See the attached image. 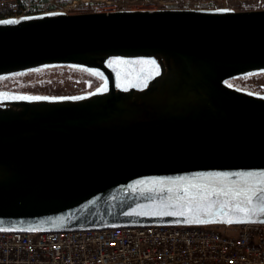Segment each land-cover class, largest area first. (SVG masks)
<instances>
[{
	"label": "water",
	"instance_id": "water-1",
	"mask_svg": "<svg viewBox=\"0 0 264 264\" xmlns=\"http://www.w3.org/2000/svg\"><path fill=\"white\" fill-rule=\"evenodd\" d=\"M9 20L0 75L76 64L101 71L107 91L0 101V229L248 220L233 193L264 181V96L226 81L264 69V9ZM117 57L154 59L159 75L123 88Z\"/></svg>",
	"mask_w": 264,
	"mask_h": 264
},
{
	"label": "built area",
	"instance_id": "built-area-1",
	"mask_svg": "<svg viewBox=\"0 0 264 264\" xmlns=\"http://www.w3.org/2000/svg\"><path fill=\"white\" fill-rule=\"evenodd\" d=\"M136 2L122 0V6L113 10L174 8L172 3L176 4L175 0H144V6ZM48 3L0 0V20L47 12L42 10ZM49 6L53 11L54 4ZM262 221L210 227L180 222L0 229V264H264Z\"/></svg>",
	"mask_w": 264,
	"mask_h": 264
},
{
	"label": "rangeland",
	"instance_id": "rangeland-1",
	"mask_svg": "<svg viewBox=\"0 0 264 264\" xmlns=\"http://www.w3.org/2000/svg\"><path fill=\"white\" fill-rule=\"evenodd\" d=\"M42 11L51 12L50 4H54L52 10L65 13L110 11L121 7L122 0H43ZM144 6V0H136ZM148 3L150 0H147ZM162 1V0H160ZM174 8H222L227 10H257L264 9V0H175ZM132 7L136 5H131ZM147 6H151L147 5ZM125 8V7H124ZM140 8V7H138ZM50 9V10H49ZM140 10V9H136ZM45 13V12H44ZM125 61L153 60L151 58L117 57L112 59ZM156 67L158 63L155 61ZM122 73L118 77V84L126 88L129 86L142 87L147 78L152 77L149 65H119ZM144 70L141 72V70ZM100 72L102 76L93 75ZM226 83L247 93L264 96V70L251 72L243 76H235ZM106 87L107 81L99 70L67 65L62 63L46 64L35 68H29L15 73L0 75V101L19 99V97H40L46 99L80 98L100 92ZM226 221V220H225ZM222 221L200 223L206 227L222 224Z\"/></svg>",
	"mask_w": 264,
	"mask_h": 264
},
{
	"label": "snow or ice",
	"instance_id": "snow-or-ice-1",
	"mask_svg": "<svg viewBox=\"0 0 264 264\" xmlns=\"http://www.w3.org/2000/svg\"><path fill=\"white\" fill-rule=\"evenodd\" d=\"M0 23H8V24H14V23H18V21H13V20H9V21H0ZM112 64L115 65H131V64H136V65H149L151 66V71H152V75H159V70L156 67V63L153 60H138V61H125V60H115L112 61L110 63V66ZM144 70L142 69L141 72H143ZM93 75H96L98 77L102 76V74L100 72H95L93 73ZM142 83L144 84V86H147L146 84V80L142 81ZM100 91H107L106 87H103L100 89ZM19 99H41L40 97H33V98H29V97H19ZM257 174H253V173H248L247 176L248 177H253ZM261 176H264V173L259 174ZM224 195H227L228 193H223ZM254 196H258V199L260 201V203H258L257 205H253L252 200ZM240 197H243L242 200H239ZM206 199V197H205ZM233 199L234 200H238V204L237 207L239 209V211H241L246 217H248V220H237V221H233L231 219L226 220V221H222L225 223H242V222H249L251 220V216H264V181H261V186L256 188L255 190H253L252 188H248L247 190L241 189L239 191H236L235 193H233ZM192 200H196V197H192ZM243 204H247L249 207L245 208L241 205ZM188 212H191L192 209L191 207H188L187 209ZM181 215H184L185 213H180ZM264 222V221H262Z\"/></svg>",
	"mask_w": 264,
	"mask_h": 264
},
{
	"label": "trees",
	"instance_id": "trees-1",
	"mask_svg": "<svg viewBox=\"0 0 264 264\" xmlns=\"http://www.w3.org/2000/svg\"><path fill=\"white\" fill-rule=\"evenodd\" d=\"M67 65H72V64H67ZM73 65H76V64H73ZM76 66L85 67V66H82V65H76ZM262 70H264V69L255 70V71H251V72H257V71H262ZM251 72H247V73H245V74H249V73H251ZM14 73H15V72H14ZM245 74L238 75V76H243V75H245ZM227 81H228V80H227Z\"/></svg>",
	"mask_w": 264,
	"mask_h": 264
},
{
	"label": "flooded vegetation",
	"instance_id": "flooded-vegetation-1",
	"mask_svg": "<svg viewBox=\"0 0 264 264\" xmlns=\"http://www.w3.org/2000/svg\"><path fill=\"white\" fill-rule=\"evenodd\" d=\"M52 12V11H51ZM46 13V12H45ZM39 14H42V13H39ZM31 15H35V14H31ZM26 16H28V15H26ZM24 17V16H23ZM112 59H115V58H110V61L112 60ZM158 70H159V67H158ZM144 86H142V87H137V88H143ZM124 88V87H123ZM126 88H128V87H126Z\"/></svg>",
	"mask_w": 264,
	"mask_h": 264
}]
</instances>
